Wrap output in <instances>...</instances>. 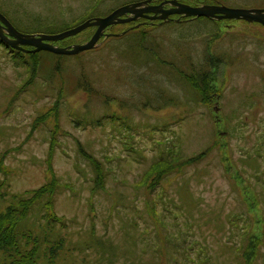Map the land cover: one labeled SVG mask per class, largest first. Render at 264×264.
Instances as JSON below:
<instances>
[{
    "label": "rangeland",
    "instance_id": "obj_1",
    "mask_svg": "<svg viewBox=\"0 0 264 264\" xmlns=\"http://www.w3.org/2000/svg\"><path fill=\"white\" fill-rule=\"evenodd\" d=\"M144 1L0 0V11L20 32L38 35L49 33L53 22L74 28ZM171 1H165L166 10ZM220 4L264 9V0ZM132 25L170 48L163 53L169 56L165 63L155 58V64L145 65L146 55L128 50L135 32L110 38ZM219 26L222 37L209 47L229 59L213 70L219 97L214 95L209 106L187 102L192 99L188 90L160 73L179 78L173 66L182 62L181 54L168 40L183 33L195 35L193 61L204 62L211 39L203 38L209 33L206 22L194 28L145 18L116 24L95 50L62 60L31 46H24L25 52L12 50L0 39V154L10 153L4 161L7 174L0 176V212L11 204L12 192L52 184L54 175L60 184L56 212L70 221L69 228L58 230L67 239L70 233V239L55 257L49 247L55 241L43 240V264H247L248 233L258 243L254 263L264 264V27L243 20H224ZM96 31L94 27L74 36L69 47L86 44ZM22 55L47 67L26 91L29 72L20 63ZM57 61H62V74L52 67ZM83 75L95 95L77 88L85 81ZM158 84L169 96L179 97L181 105L145 109L147 92L154 97ZM57 110L61 128L54 139ZM46 115L50 119L34 129L35 121ZM81 146L103 163L105 189L100 192L93 191L97 175ZM173 146L184 159L204 155L198 162L168 167L144 183L160 153ZM2 193L9 196L3 199ZM43 214L37 203L20 233L50 237L51 223L43 227ZM85 231L99 236H82Z\"/></svg>",
    "mask_w": 264,
    "mask_h": 264
},
{
    "label": "trees",
    "instance_id": "obj_2",
    "mask_svg": "<svg viewBox=\"0 0 264 264\" xmlns=\"http://www.w3.org/2000/svg\"><path fill=\"white\" fill-rule=\"evenodd\" d=\"M100 1L103 2V0H100ZM165 1L166 0H164L163 3H165ZM219 1L221 2L222 0H204V1L200 0L199 2H196L193 0H189V1L180 0V2L186 3L190 6L215 5V4H220ZM97 5H94L91 10L92 11L96 10ZM2 14L5 15V13H2ZM8 19L10 20L9 17ZM182 19H185L183 23H179L181 22V20L177 21L174 18L171 19L172 21L170 22L175 24L177 28L183 27L184 25H186V23L187 25L189 24L191 28H194V25L199 22H202V23L206 22V24L209 26V33H205L204 36L203 34H200L201 36H203L204 39L209 38L211 36L210 44H208V47L206 45V51H204L206 53L205 60L203 63L202 62L195 63L193 61V56H192L193 42L192 41L194 40V36H195L194 34L183 33L181 34L182 36L180 35V37L172 36V38L168 40V43L171 45L173 44L174 46H177L178 52L179 54H181V58H182V62L178 65L180 67L175 66V65L173 66V69L178 72L179 78H176L175 76L169 74L168 72L162 73L160 71V73L161 75H164V77H166L169 82H176L181 87L188 90V93L192 95L191 97L192 99L191 100L186 99L187 102H190V103L193 102L196 105L197 103H200L205 106H209L210 105L209 101L211 100L212 97H215V96L219 97V94L215 95V90L217 89L215 84H216L217 79L213 75V70L217 69L222 64H225L224 62L226 60L228 61L229 59L228 55L221 56L220 54H215V52L211 50V47H209L214 39L222 37L221 36L222 31L220 30V26H219V23L221 21L211 20L206 17L205 18H195L194 17V18H182ZM225 22L227 21L225 20ZM49 26H50V28H48L49 33H42V34L59 35L62 32L70 31L71 29H73L72 27L70 28V26L67 24H64V26L60 27L59 23L57 24L56 22H53V25H49ZM133 26L134 25H132L126 31L122 32L123 34L112 36L110 38H114V39L122 38L129 32H135L136 37L133 40V43H129V47L127 46L129 48L128 50H132L131 51L132 53H133V50H135L134 53H137V56L139 57L141 55H146L147 59L145 60V65L150 64V62L155 64V58L161 60L162 63H165L166 61L165 60L162 61V60L168 59L169 57L163 54L165 49L167 48L166 45L160 43V41L156 40V38L154 37L149 38V34L146 32L136 31V28L133 29ZM111 28H114V27H111ZM124 33L126 34L124 35ZM72 38L62 40L61 42L55 43V45L60 48L69 47V43L72 40ZM162 45H163V48H162ZM154 46H157L159 48L158 52H155ZM169 51H170V48H167V52ZM43 54L56 57L58 60H62L65 57V55L58 56L51 52L50 53L45 52ZM150 56H152L153 58L152 57L149 58ZM22 58L23 59L21 60L20 58V60L23 63L22 62L20 63L26 66L29 72V75H28L29 79L28 81H25V84H24L25 86L23 89L24 91H26L28 89V88L26 89V87H30L32 84H34L40 78L41 74L47 70L46 69L47 67H45L41 61H39L38 63L30 61V60L26 61L23 55H22ZM61 63L62 61L61 62L57 61L52 65V67L54 66L55 74L63 73V70H61L62 68H60L62 65ZM175 63L178 64L179 61L175 60ZM82 79L85 81L79 84L78 86L76 85L77 88H79L82 91H86L91 96L95 95L94 92L97 93V91H95L93 87H91V82L90 80L87 79V76L83 75ZM154 88L158 89L154 97L153 95L151 96L147 92L146 99H145L146 100L145 109L156 108V110H159L161 107L164 108L168 105H175V104H177L178 106L181 103V100L178 99L179 97L174 98L172 96H169L167 91L164 90L165 88H161V84L154 85ZM157 103L160 105H158ZM54 109H58V106H56V108H53V110ZM57 112L58 110L54 114L55 115L54 117L56 118L57 122H55V125H54L55 129L54 131H52L54 139H55V133H57V131L61 128L60 126L61 119H60V115L57 114ZM116 116L109 115L107 116V118L113 119ZM48 119H50V117L49 115H46L45 117H42V119H40L39 121H35V125L33 126L34 129L36 128L37 123L43 122L44 124L46 123ZM126 123L128 126L130 125V123L128 122ZM98 124L99 123L97 122L92 123V125H98ZM79 149H80V152L84 156L89 158L93 163L92 166L97 175L96 179H94L95 185L93 187V191L100 192L101 190H104L106 173H105V169L103 168L102 161L96 158L95 156H93L91 153L87 152L85 147L81 146ZM177 149L178 147L173 146L171 148H168V150H163L160 153L161 156L154 162L150 170L146 172L145 177H144L145 180H143V182L144 183L145 181L149 182L150 180L153 179V176L157 177V174H160V173L162 176L164 170H166L168 167L176 168L178 166H184V165H188L189 163L198 162L200 161L201 156L204 155V154H200L199 156L190 157L189 159H184L182 154H180V152H177ZM7 154L9 155L10 153L7 152V153L0 154V176L1 174L2 175L7 174L6 169H5V162H4ZM49 158H51V155ZM53 177H54L53 178L54 183L45 184V186L39 189H35L34 191H28L23 194H17V193L12 192L11 204L8 205V207L4 211L0 212V264H43L42 263L43 259H41L43 258L42 257L43 255L41 253L42 249L40 248L43 240L44 241L49 240L52 243L53 241H55L54 246H49L51 249L50 253L52 254V257H55V255L59 253V250H61V248L70 239L69 237L70 233L68 234L67 236L68 239H67L63 237L62 235H60L58 232V230L69 228L70 221L68 222L65 218L61 217L56 212L55 203H56V197L58 194L57 191L59 189L60 184L56 183L58 179L54 175ZM4 183H6V180L5 179L1 180V184L3 185ZM1 195L3 199H5L6 196H9L8 193H2ZM37 203H41L43 209H45V214L42 215L44 217L43 221L45 222L43 227H46L47 224L51 223V228H50L49 233H50V237L53 236L54 234H57L58 238H56L55 240L51 241V238L49 237V235L40 237L39 235H34L30 231L25 232V234L20 233L19 227L21 223L29 217V215L34 210L35 205ZM58 226L59 228L56 229V227ZM88 234L93 236L94 239H97V236H99L95 232L89 233L86 231L85 233L82 234V236H85ZM249 235L250 234L248 233V236H247L248 241H249L248 242L249 243L248 252H245L246 256L244 255L243 259L247 264H252V262L254 263L256 261V258L258 255L257 254L258 253L257 251L258 243H257V240L253 239V237L249 238ZM100 239L104 240V237L100 236ZM46 254L47 253H45V255Z\"/></svg>",
    "mask_w": 264,
    "mask_h": 264
},
{
    "label": "water",
    "instance_id": "obj_3",
    "mask_svg": "<svg viewBox=\"0 0 264 264\" xmlns=\"http://www.w3.org/2000/svg\"><path fill=\"white\" fill-rule=\"evenodd\" d=\"M157 0H148L137 4L126 5V7L115 10V12L104 19H93L86 21L81 26L60 33L59 35L45 34H24L13 26L8 17L0 12V39L6 43L11 49L24 51L23 47H34L36 52H51L56 55H79L86 51L95 50L98 42L105 37V31L116 24H127L132 21H138L140 18L147 20L170 22L172 15H179L181 18H209L218 21L224 20H243L248 23H257L264 27V9H234L225 7L220 4L190 6L180 3L178 0L168 2L172 6L170 10H166L167 3L153 5ZM153 13L154 16L149 14ZM160 15V16H159ZM180 21V20H177ZM97 27V31L91 41L82 46L58 47L55 43L62 40L71 39L83 33L85 30ZM25 52V51H24Z\"/></svg>",
    "mask_w": 264,
    "mask_h": 264
},
{
    "label": "flooded vegetation",
    "instance_id": "obj_4",
    "mask_svg": "<svg viewBox=\"0 0 264 264\" xmlns=\"http://www.w3.org/2000/svg\"><path fill=\"white\" fill-rule=\"evenodd\" d=\"M164 0H159L157 3L155 2V5H160L163 3Z\"/></svg>",
    "mask_w": 264,
    "mask_h": 264
}]
</instances>
